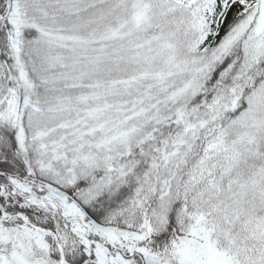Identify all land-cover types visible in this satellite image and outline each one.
<instances>
[{
	"label": "snow or ice",
	"instance_id": "obj_1",
	"mask_svg": "<svg viewBox=\"0 0 264 264\" xmlns=\"http://www.w3.org/2000/svg\"><path fill=\"white\" fill-rule=\"evenodd\" d=\"M0 264H264V0H0Z\"/></svg>",
	"mask_w": 264,
	"mask_h": 264
}]
</instances>
